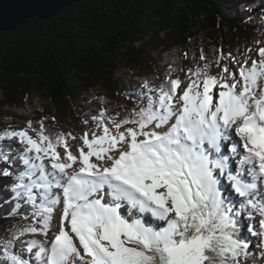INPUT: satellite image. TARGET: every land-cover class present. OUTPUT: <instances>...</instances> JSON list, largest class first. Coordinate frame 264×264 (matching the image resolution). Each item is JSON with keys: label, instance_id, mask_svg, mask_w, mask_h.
Wrapping results in <instances>:
<instances>
[{"label": "snow or ice", "instance_id": "obj_1", "mask_svg": "<svg viewBox=\"0 0 264 264\" xmlns=\"http://www.w3.org/2000/svg\"><path fill=\"white\" fill-rule=\"evenodd\" d=\"M256 56L216 74L205 62L185 79L170 65L159 84L144 80L142 106L123 116L102 108L92 117L99 131H85L75 149L76 136L50 135L43 120L0 131L23 147L21 170L0 169L13 180L8 215L31 208L30 222L0 238V264H247L243 220L256 215L259 229L250 223L247 233L264 260V46ZM122 203L141 215L129 219Z\"/></svg>", "mask_w": 264, "mask_h": 264}, {"label": "trees", "instance_id": "obj_2", "mask_svg": "<svg viewBox=\"0 0 264 264\" xmlns=\"http://www.w3.org/2000/svg\"><path fill=\"white\" fill-rule=\"evenodd\" d=\"M256 9L264 11V0H80L48 20L31 18L14 31H0V119L11 117L4 107H24L34 96L52 107L29 121L38 129L43 120L53 136L62 124L87 120L95 127L96 107L123 116L143 105L145 79L159 84L170 65L180 77L194 68L187 41L196 31L205 34L211 60L221 51L243 55L255 35L264 42V29L256 32L249 19ZM8 180L0 182L3 237L31 211L24 205L8 215L14 205L3 202L12 196Z\"/></svg>", "mask_w": 264, "mask_h": 264}, {"label": "rangeland", "instance_id": "obj_3", "mask_svg": "<svg viewBox=\"0 0 264 264\" xmlns=\"http://www.w3.org/2000/svg\"><path fill=\"white\" fill-rule=\"evenodd\" d=\"M243 9H244V3L242 2L239 4L238 10L240 12H242ZM249 19L252 20V22H254V27L256 28L255 29L256 32H259L260 29H264V11L262 12V11H260V9L250 11L249 12ZM223 37H225L224 32H223ZM257 38H258V35H255V39H254V42L252 44V48H250L243 55L235 54L232 56V55L224 54V51H221V53L217 56V57H221L220 63H219V65H217L216 64L217 57L215 58V60H211V55L205 53L206 46H207L205 34L202 31H196L193 39H189L187 41V44L189 47L188 52L193 51V53H194V55L190 57V62L194 65V67L202 66L205 62L210 63L211 64L210 70L213 74H216L219 71H221V69L224 67L225 64L229 65L230 68L235 70L237 67V64H236L237 61H239L240 63H243L245 58H248L249 60H251L252 56L254 54H256V50L259 47L264 46V42H260V41L258 42ZM225 48H226V46H225ZM201 54H203L204 59H201ZM188 68L189 67H186V69L182 73L181 79L186 78L187 73H188ZM94 92H95V90H91L89 93H87V95L91 96L94 94ZM49 105L46 101L40 99L37 96H34L30 101L27 102L26 105H24V107H15V108L4 107V109L10 113L11 117L0 119V129L4 130L6 128H12V129L25 128V127H27V124H28L27 122H29V120L32 117H35L38 112L46 110L47 107L50 108L51 105L50 106ZM100 110H101V108L96 107L91 112L92 113L94 112V115H95V113L97 114V112ZM91 112H90V114H92ZM59 127H60L61 132H63V133H69L70 132L74 136L77 137V139L75 141L70 140L69 141L70 143H81V141L78 139V137L80 135H82L85 131H88V130L99 131L92 124L88 126V123H84V122L83 123L76 122V123L62 124ZM3 143H5V140L0 141V146H3ZM10 144H11V142H10ZM16 146H17V148H16ZM16 146L13 147L14 150L23 151V148H20L21 145L18 144ZM227 146H228V144L225 145V149H224L226 154H227ZM60 151H63V149L61 148ZM8 179H9V177H1L0 182L9 181ZM222 184H225V182H223V180H222ZM228 191H231V186L229 184L227 186V190H226L225 194H227ZM233 195H235V194L233 193ZM235 199H236V206L239 207V204H238L239 197H235ZM121 212H122V214H124L129 219H131L135 215L134 214V215L129 216V214H127L128 212L125 213L123 211V209L121 210ZM245 215H246L245 212H243L241 214L242 219H243V217H246ZM24 221L26 222L27 220H24ZM157 222L160 224H163V222H159V221H157ZM250 223L253 224L255 222L249 221V220H243L244 231L246 232V235H248V236H249V234L247 233V226ZM53 233H54V228H52V231L49 232V235L53 234ZM249 239L251 241V244H250V248H251L252 244H253V237L249 236ZM249 251L251 252L250 249H249ZM251 260H252V257L250 255L247 259V264Z\"/></svg>", "mask_w": 264, "mask_h": 264}, {"label": "water", "instance_id": "obj_4", "mask_svg": "<svg viewBox=\"0 0 264 264\" xmlns=\"http://www.w3.org/2000/svg\"><path fill=\"white\" fill-rule=\"evenodd\" d=\"M80 0H0V31H14L31 18L48 20Z\"/></svg>", "mask_w": 264, "mask_h": 264}, {"label": "bare ground", "instance_id": "obj_5", "mask_svg": "<svg viewBox=\"0 0 264 264\" xmlns=\"http://www.w3.org/2000/svg\"><path fill=\"white\" fill-rule=\"evenodd\" d=\"M257 58V56H256V54H254L253 56H252V58L251 59H256ZM251 60H249V62H250ZM233 139L234 140H238V138H236L235 137V135H234V133H233ZM10 142H11V144H10ZM78 142V141H77ZM72 145H73V148L75 149V147L76 146H78L80 143H71ZM8 145H11L12 147H11V149H9L7 146ZM16 145H18V143L15 141V140H5V143H3V147H0V152H3L5 155H7L8 156V160H7V162H5L4 160H0V169H2V168H4V167H8L9 169H10V171H13V172H16V171H19V170H21L22 169V165L20 164V161H19V159H17L16 157H17V154L21 151H19V150H14L13 149V147L14 146H16ZM16 148H17V146H16ZM20 148H23L22 146L20 147ZM229 149H227V151H228ZM238 151L241 153V154H243V149H242V147L241 148H239L238 149ZM236 158V157H235ZM238 158V157H237ZM233 166V165H232ZM236 166V165H235ZM235 166H233V167H235ZM217 175H219V173L217 172ZM222 180H223V182H225V184L228 186V182L226 181V180H224L223 178H222ZM230 185V184H229ZM231 186V185H230ZM239 201H240V198H239ZM239 201H238V204H239ZM122 205H123V211L125 212V213H127L128 212V205L126 204V203H122ZM127 214H129V213H127ZM136 215V216H139V215H141V214H136L135 213V210H132V214L131 215ZM245 216H247L248 215V212L246 211L245 212ZM135 215H134V217H135ZM26 217V216H25ZM28 217V219H27V221H26V223H28V222H30L31 221V217L28 215L27 216ZM134 217H132V218H134ZM144 218L145 219H147L148 220V218H146L145 216H144ZM259 219H260V217L258 216V215H256L255 217H254V219H253V222H255V223H253L254 225H255V227H256V229H259ZM25 220V219H24ZM158 223V222H157ZM25 224V223H24ZM58 224V218L57 217H54V219H53V228H54V232L57 230V227H56V225ZM52 235L53 234H50L49 235V239H51L52 238ZM3 236H0V238H2ZM253 237V244H252V247L250 248V250H251V257H252V260L251 261H249L248 262V264H264V260H262L260 257H259V251H260V249H258L257 247H256V245L259 243V238L258 237H256V236H252ZM28 238H32L31 236H28V237H21V239H28ZM36 239H44V237H42V236H39V235H37L36 237H35ZM16 247H17V249L19 250V249H21L22 248V245L19 243V242H17V245H16Z\"/></svg>", "mask_w": 264, "mask_h": 264}]
</instances>
